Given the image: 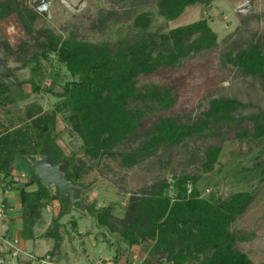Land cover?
Returning a JSON list of instances; mask_svg holds the SVG:
<instances>
[{
  "label": "rangeland",
  "instance_id": "rangeland-1",
  "mask_svg": "<svg viewBox=\"0 0 264 264\" xmlns=\"http://www.w3.org/2000/svg\"><path fill=\"white\" fill-rule=\"evenodd\" d=\"M41 1L19 0L26 14L29 10L37 14L33 21L29 20L32 16L20 12L0 18V55L15 70L21 86L20 91L0 76V130L24 128L25 122H30L27 117L30 110L36 115L56 111L53 134L58 149L64 156L85 161L87 166L82 179L86 187L79 191L86 206L72 202L70 212L57 221L61 205L58 199L41 207L34 237L22 238L23 252L14 256L7 239L21 235L7 230L11 221L14 220V228L16 222H21L22 211L19 196L0 184V255H10L15 259L13 264H39L40 258L47 256L53 264H173L152 252L155 240H142L129 246L120 232L125 228V220L136 217L134 197L147 196L166 181L165 194L175 198L177 184L187 177L183 185L189 192L196 187L201 197L215 203L237 192L255 196L252 205L232 220L228 228L235 237L234 249L245 254L250 264H264V175L261 173L264 136H252L253 119L246 118L241 124L236 119L231 124L219 122L178 144L161 143L150 148L155 154L144 155L131 167L125 165L119 154L115 157L88 154L87 140L80 131L85 120L76 113L73 115L66 105V96L57 95L74 78L66 63L59 59L60 45L52 42L58 36L89 44L118 45L119 40L138 32L139 26L134 21L142 12L151 17L150 30L159 33L199 19L208 20L217 34L215 47L138 77L142 89L155 84L170 88L175 102L165 109L152 99L130 103L129 113H144L138 122L140 127L134 135L124 138L123 144L112 147L116 151H130L148 137L144 134L146 129L152 131L150 135L157 133L153 126L158 117L174 116L180 122L192 124L204 117L210 100L215 97H232L252 104L234 109L235 118L257 113L260 108L264 110V79L243 74L233 62L240 50L251 46L258 45L264 52V0L199 3L188 8L178 24L158 13L157 0H46L47 10L40 11ZM6 86L10 92H4ZM35 86L40 90L35 91ZM58 107L63 109L60 111ZM242 129L247 133L245 137L237 134ZM213 145L221 151L210 166L204 151ZM32 161L28 159V164L17 171L19 182L29 181ZM36 187L27 185L30 190ZM56 189L52 187V193ZM107 206L112 208L109 221L115 230L100 225L95 216ZM201 260L186 264H200Z\"/></svg>",
  "mask_w": 264,
  "mask_h": 264
},
{
  "label": "trees",
  "instance_id": "trees-1",
  "mask_svg": "<svg viewBox=\"0 0 264 264\" xmlns=\"http://www.w3.org/2000/svg\"><path fill=\"white\" fill-rule=\"evenodd\" d=\"M209 2L210 0H157L158 13L167 21L178 24L188 8ZM12 12L32 16L31 19L28 17L31 21L37 17L33 10L26 14L19 0H0V18L3 19ZM150 21L148 13L138 14L134 21V25L139 26L138 32L133 37L119 40L118 45L89 44L58 36L52 38L55 45H60L59 49L55 48L60 61L66 63L74 78L57 95L66 96V105L73 110V115L76 113L85 120L84 129L80 130L87 140L85 151L101 157H115L119 154L123 156L125 165L131 167L140 162L144 155L155 154L156 151L150 150L151 147L164 142L178 144L184 138L201 133L209 125L215 126L223 121L231 124L235 119L241 124L246 118L254 121L252 136L263 137V109L235 118L232 113L234 109L252 104L220 96L210 100V108L198 121L188 124L180 122L174 116H160L153 126L157 133L150 135L152 131L146 129L144 134L148 137L139 147L130 151L112 150L113 145L123 144V139L134 135L140 127L138 122L144 113H129L132 101L152 99L160 103L162 109L171 107L175 102L170 88L155 84L142 89L138 85V77L210 50L218 43L217 34L207 19L175 26L166 33L151 31ZM233 62L243 74L264 79V52L259 50L258 45L240 50ZM16 80L20 84L17 78ZM8 81L21 91L18 83ZM10 90L9 86L4 88L6 93ZM34 90L39 91L40 88L35 86ZM62 109L58 107V110ZM27 117L30 122H25L24 128L0 130V184L9 187L10 191L19 192L23 221L21 237L30 240L35 235V224L41 216V207L58 199L61 205L57 221L70 212L72 202L65 199L58 189L52 193V187H47L41 181L32 162L29 165L28 182H19L16 179L17 171L28 164V159L34 160L38 153L42 156L45 149L49 148L54 161H66L64 169L68 177L84 189L86 186L82 179L87 166L85 161L64 156L58 149L53 134L57 122L56 111L36 115L30 110ZM237 134L239 137L247 135L244 129ZM220 151L221 148L215 145L204 151L208 165L212 166L217 161ZM261 170L264 175V166H261ZM187 179L184 177L181 184H177L178 194L175 198L165 194L164 188L168 186L166 181H163L162 187L152 189L147 196L134 197L136 217L124 221L125 228L120 232L123 241L132 246L142 240L153 239L155 244L152 252L166 257L173 264H186L201 259L200 264H250L245 254L234 249L235 237L228 227L232 220L252 205L255 196L249 192H237L226 198L222 197L215 203L201 197L196 187L189 192L183 185ZM28 184L37 187L30 190L27 188ZM79 191L77 196L80 198ZM78 204L83 205L80 202ZM83 206H86L85 202ZM89 208L94 213L93 206ZM111 210L107 206L95 216L100 225L115 230L109 221Z\"/></svg>",
  "mask_w": 264,
  "mask_h": 264
},
{
  "label": "water",
  "instance_id": "water-1",
  "mask_svg": "<svg viewBox=\"0 0 264 264\" xmlns=\"http://www.w3.org/2000/svg\"><path fill=\"white\" fill-rule=\"evenodd\" d=\"M0 76L6 77L8 80L17 82L15 71L8 65L7 60L0 55ZM19 84V83H18ZM66 161L55 162L49 148H46L41 157L32 161L33 167L41 181L47 187H55L65 199L71 202H80L84 205V201L77 196L82 185L74 183L64 169Z\"/></svg>",
  "mask_w": 264,
  "mask_h": 264
},
{
  "label": "built area",
  "instance_id": "built-area-1",
  "mask_svg": "<svg viewBox=\"0 0 264 264\" xmlns=\"http://www.w3.org/2000/svg\"><path fill=\"white\" fill-rule=\"evenodd\" d=\"M41 7L39 8L40 11H45L47 10L48 2L46 0H42L40 2ZM21 239L20 238H14V239H7V243L10 244V249L12 250V254L14 256L19 255L21 252H23V249L20 247L21 246ZM39 264H53V262L50 261V257L47 256L46 258H40ZM0 264H5V260L3 258H0Z\"/></svg>",
  "mask_w": 264,
  "mask_h": 264
},
{
  "label": "crops",
  "instance_id": "crops-1",
  "mask_svg": "<svg viewBox=\"0 0 264 264\" xmlns=\"http://www.w3.org/2000/svg\"><path fill=\"white\" fill-rule=\"evenodd\" d=\"M15 191H12V195H18L19 196V203H20V195H19V192L17 193V194H13ZM20 217H21V219L19 220V221H21V222H18L19 224H20V226L18 225V223L16 222V227L14 228V226H13V221H11V223L9 224V228H8V230L7 231H9V230H12L13 232L15 231V233H16V235H21V230H22V226H23V221H22V216H21V214H20ZM11 219H13V218H11ZM3 232H5L4 231V229H3ZM21 240H22V237H19ZM25 240V239H24ZM0 258H3L4 260H5V264H13V262H15V259H13L10 255H8V254H6V253H4L3 255H0Z\"/></svg>",
  "mask_w": 264,
  "mask_h": 264
}]
</instances>
